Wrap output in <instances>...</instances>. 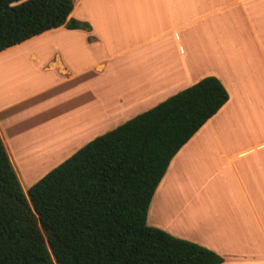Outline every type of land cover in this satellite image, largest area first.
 I'll list each match as a JSON object with an SVG mask.
<instances>
[{
  "label": "crops",
  "instance_id": "crops-1",
  "mask_svg": "<svg viewBox=\"0 0 264 264\" xmlns=\"http://www.w3.org/2000/svg\"><path fill=\"white\" fill-rule=\"evenodd\" d=\"M74 2L70 17L91 30L62 26L0 52V136L19 179L27 151L95 127L90 141L216 77L229 100L173 158L147 222L223 264H264V0ZM94 72L118 88L95 89Z\"/></svg>",
  "mask_w": 264,
  "mask_h": 264
},
{
  "label": "trees",
  "instance_id": "trees-1",
  "mask_svg": "<svg viewBox=\"0 0 264 264\" xmlns=\"http://www.w3.org/2000/svg\"><path fill=\"white\" fill-rule=\"evenodd\" d=\"M74 0H0V52L49 30H91ZM210 76L99 136L27 193L0 136V264H223L147 225L171 161L228 102Z\"/></svg>",
  "mask_w": 264,
  "mask_h": 264
},
{
  "label": "rangeland",
  "instance_id": "rangeland-1",
  "mask_svg": "<svg viewBox=\"0 0 264 264\" xmlns=\"http://www.w3.org/2000/svg\"><path fill=\"white\" fill-rule=\"evenodd\" d=\"M117 63V62H116ZM118 65V63L116 64ZM93 78H94V87L95 89H112L113 87H117L118 88V82L121 81V79H116L111 77L110 75L106 74L102 77H100L98 74H96V72L93 73ZM48 101V100H46ZM150 104H144L143 106H149ZM39 113H42V111H39ZM43 113H47V111H43ZM51 119V117H46L45 121H49ZM118 119V121H114L113 120L109 122V125L103 127V131H111L112 129H114L117 123L123 124L125 123L127 120H129V117H125L124 119L120 120ZM42 121V120H41ZM40 126H41V122H40ZM50 129V128H49ZM49 129H46L49 131ZM99 132L98 130H96V128H93V133H91V131H89L87 133V136L85 137H79L77 140L74 141V139L72 141H66L64 143L61 144V149L57 150V151H50L49 149L45 150L44 148L42 150H40L39 152H35V151H31L29 150V152L27 151V156L26 158H24V154L20 153L21 161L23 160L25 163H20V169H22V172L19 174L20 179H21V184L23 187V190L25 191V193L28 192V190L35 184L37 183L41 178H43L45 175H47L49 172H51L53 169H55L56 167H58L59 165H61L64 161H66L68 158H70L71 156H73L74 153H76L78 150H80L81 148H83L84 146H86L88 143H90L92 140H94L95 138V133ZM94 135L93 139L88 141V139L91 138V136ZM23 156V157H22ZM185 172L183 173L184 177L183 179V183L186 184L188 182H190L192 176H193V170L191 169H183ZM190 176V177H188ZM193 182V181H191ZM192 186V185H189ZM188 193L189 196L190 194L192 196H194L196 193L191 189L188 188ZM164 213V211H163ZM162 221L165 222V218L163 217L162 214ZM147 225L150 226V222H147ZM152 227V226H150ZM162 230V229H161ZM211 250V249H210Z\"/></svg>",
  "mask_w": 264,
  "mask_h": 264
}]
</instances>
